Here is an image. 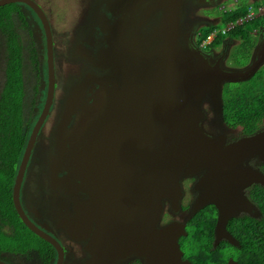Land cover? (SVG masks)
<instances>
[{"label":"water","instance_id":"water-1","mask_svg":"<svg viewBox=\"0 0 264 264\" xmlns=\"http://www.w3.org/2000/svg\"><path fill=\"white\" fill-rule=\"evenodd\" d=\"M185 1L135 0L127 7L107 27L108 46L99 55L98 65L110 73L85 80L69 103L67 112L80 109V123H89L79 135L78 147L66 149L59 160L68 176L80 181L90 201L77 208L80 216L68 234L83 239L96 223L91 243L96 263L113 264L136 255L144 264H193L184 259L179 242L187 235L185 224L174 221L160 227L165 201L174 212L180 211L186 176L206 172L196 186L200 195L195 211L207 205L218 208L217 241L234 243L226 231L230 218L257 209L244 190L254 183L264 187V174L244 164L256 155L264 161V131L226 145L223 138L209 136L201 123L204 102L213 101L220 112L224 83L250 78L261 59L244 70L214 65L183 30ZM18 2L30 6L45 29L48 94L15 179L13 200L24 224L61 252L60 244L29 219L20 201L32 150L55 96L56 74L48 18L33 0H0V7ZM157 12L162 14L159 21L153 18ZM89 82L98 88L94 92L93 87V103L82 106ZM64 130L59 131L63 139Z\"/></svg>","mask_w":264,"mask_h":264},{"label":"flooded vegetation","instance_id":"flooded-vegetation-1","mask_svg":"<svg viewBox=\"0 0 264 264\" xmlns=\"http://www.w3.org/2000/svg\"><path fill=\"white\" fill-rule=\"evenodd\" d=\"M33 1L42 8L43 5L39 2L40 0ZM191 1L193 4V9L204 6L221 9L223 6V2L226 0H214L212 3H210L208 0ZM259 1L263 0H245V2L249 3H257ZM239 2L240 0H235L234 4H238ZM133 3H135V0H99V6L97 5L99 7V11L97 14L98 22L92 21V23H90L89 25L86 24V22L83 23L84 26L83 28H81V32L79 33V41L77 43L75 52L73 50L74 53H77V59H81V61L83 62V66L86 69L83 70L78 80H74L69 88L64 87V85H62V83L60 82L61 74L60 79L58 78L59 72L57 73V65H59L58 61L60 55L58 53L57 57L55 47L57 32L54 27L52 17L48 13L47 8L46 10L45 8H42L43 12L50 22L53 34L56 74L55 96L50 108V112L38 133L34 148L32 150V155L28 163L21 187L20 201L29 219L60 244L61 252L54 244L46 241L37 234L35 235L39 239H37V241L35 240L31 242L29 245H27L28 242L21 241L20 238H22V236L21 234H19L20 230L16 225L11 223L7 215L3 214L2 210H0V264H101L94 261V253L91 245L93 236L96 232L95 222H93L92 231L90 232L88 237H85L83 239H76L68 234L69 226L74 224L77 217L80 216L79 213L81 211L79 209L77 210V208L79 206H83V203L86 204V202H89L90 195L84 191L80 181H77L76 179L68 176V171L62 169L64 163L59 160V158L66 149L73 150L78 147V141L80 139L79 135L80 133H83V130L86 131L85 129L87 128V124L89 123L88 121H83L82 124L80 123L78 114L80 109L72 113L67 112L69 110V103L72 102L73 93L78 92L79 86L83 85L84 82H86L85 80L93 81L92 77H103L110 73L108 69H104L98 65V61L100 60L99 55L101 51L108 46L107 37L109 33L107 31V27L113 26L116 21H118L123 16V12H125V9L131 6ZM17 4H19L18 10L16 12L17 14L15 16V18H17L18 20L17 34L20 37V45L25 55V64L23 69L24 82L26 86L25 104L27 102L26 100L28 94L31 95L34 100L32 102L34 113L26 112V124H24L23 129L24 133L28 135L29 142L32 131L43 112L47 100L48 48L45 29L39 15L26 3L18 2ZM187 19L188 16L186 15L184 18V22H186ZM244 23L245 22H243L242 24ZM263 28L264 23L260 25L259 29H255L252 33L255 41V47L251 52L249 61L245 65H240L238 60L234 59L233 57L234 51L242 43V37H231L229 36L230 31L227 34L217 33L210 42H207V44L202 47L203 42L199 44L201 31L197 30V28L195 27H192L188 30L191 33L189 37V39H191L190 43L200 48L205 53V55L210 58L214 65L219 64L226 69L244 70L251 65L254 59H261L259 69L256 72L258 73L260 71L264 72ZM36 32H38L41 43L42 41L44 43V47L42 46L43 49L41 51H44L45 54L41 55V58H43L42 62L44 60L45 64V87L42 86V84L38 85L41 74L36 75V81L33 75L31 76V79L28 80L26 73V66L28 63L32 65L37 63V47H35V41L33 39V36ZM220 36H226L221 45H218L215 48H210V45L216 40V38ZM254 75L246 80H242L239 82L224 83L223 91L227 84L237 85L241 82L251 79ZM88 84L89 86L83 98L82 106L90 105V103H93V87L95 89L94 92H96L98 88L95 82H89ZM59 85H61L60 88ZM223 91V107L220 112L215 110V106L213 104V101L211 102V100L205 101L202 107L205 113V117L201 125L209 136L214 139L223 138L225 140V144L230 145L238 142L242 138L250 137L264 131V119L262 120L258 130L251 134L245 133L244 127L242 125H234L232 122H228L225 119L223 113ZM59 92H62V96L61 94H59L58 96ZM56 108L58 112H56ZM60 128H63V130L65 129L64 132L66 134V137L64 136V139L59 133ZM244 166H250L253 169L264 174V161L259 155L254 156L252 159H250L249 162L244 164ZM205 174L206 172H202L199 175L186 176L182 179L183 197L181 200L180 211L174 212L171 209L169 202L165 201L164 213L160 222V227H166L174 221L179 222L180 224H185L187 235H182L179 239L181 249L184 252L185 260H189L193 264H197L194 258L190 256L189 251L185 248V243L182 242V239L190 236L192 227L191 223L193 218L197 216L201 211L206 210L207 208L211 209L213 207L216 212V225L214 228L212 249H221L218 250V253H225L227 256L224 258V263L221 261H219V263L213 262L212 259H209L206 264H229V261L231 259L233 260L232 264H241L238 257L236 256V250L242 249V245L240 240L230 231L228 225L230 221L234 219H243L249 217L260 220L263 217L262 210L256 203L255 198H253V195L255 194L254 192L261 191L258 185H260L261 187L263 186L259 183H254L244 190V195L246 196V198L257 209L253 210L251 213L242 211L238 215L230 218V220L228 221L226 225V231L234 239V243L226 238H222L217 241L216 229L220 215L218 208L215 205H207L206 207L195 211V204L200 195V192L196 189V186L205 176ZM20 220L22 221L21 218ZM227 245H231L234 249L230 248L228 251L226 249ZM222 248H224V250H222ZM209 257L212 258L211 253L210 255H208V258ZM113 264H144V260L140 257H137L136 255H132L125 259L118 260Z\"/></svg>","mask_w":264,"mask_h":264},{"label":"trees","instance_id":"trees-1","mask_svg":"<svg viewBox=\"0 0 264 264\" xmlns=\"http://www.w3.org/2000/svg\"><path fill=\"white\" fill-rule=\"evenodd\" d=\"M258 7V4L254 3ZM251 4L240 3L229 11L223 12L221 22L203 28L200 32L199 44L208 38L215 30H221L229 23L244 19ZM19 4H8L0 7V31L6 40V55L4 67V83L0 92V210L7 215L11 223L20 230L23 242L29 245L39 239L19 218L13 203V188L22 161L28 135L24 133L26 124L24 82V52L20 45L18 20L15 18ZM264 23V16L255 18L242 25H237L230 31L231 37H242V43L233 53L234 59L240 65H245L250 59L255 47L253 32ZM226 36H220L210 45L215 48L221 45ZM224 117L234 125H242L244 132L251 134L258 130L264 119V72L256 73L251 79L237 85L227 84L223 91ZM254 192L253 198L263 212L260 220L253 218L234 219L228 228L240 240L242 249L236 250V256L241 264H264V188ZM206 209L195 216L191 223V234L182 239L197 264L213 262L224 263L225 253L213 248L216 212ZM20 236V235H19ZM32 240V241H31ZM39 241V240H38ZM41 241V240H40ZM234 249L227 245L226 249ZM224 250V248H222ZM212 258H208L210 255ZM223 259V260H222ZM212 262V263H213Z\"/></svg>","mask_w":264,"mask_h":264},{"label":"rangeland","instance_id":"rangeland-1","mask_svg":"<svg viewBox=\"0 0 264 264\" xmlns=\"http://www.w3.org/2000/svg\"><path fill=\"white\" fill-rule=\"evenodd\" d=\"M234 1L235 0L224 1L221 9L205 6L193 9L192 1L186 0L183 6L184 9L182 13L183 30L189 31L188 29L195 27L197 28V30L201 31V29L206 28L208 25L219 23L220 19L222 18L223 12L232 10L237 6V3L234 4ZM39 2L43 5L42 8H45V10L47 8L48 13L52 17L54 27L57 32V36L55 39L56 54L57 57L58 53L60 55L58 61L59 65H57V73L59 72L58 78L60 79L61 74L60 82L62 83V85H64V87L69 88L74 80H78L83 70L86 69L84 68L81 59H77V53L74 52L79 41V33L81 32V28H83L84 26L83 23L86 22V24L89 25L90 23H92V21L98 22L97 14L99 11V0H40ZM240 3L253 5L256 2L249 3L245 2V0H240L238 4ZM256 4H258V7L253 5L252 9H254L256 12H259V7L264 6V0L259 1ZM161 15L162 14L160 12H157L153 18L158 19L159 21ZM186 15L188 16V19L186 22H184V18ZM150 27L151 26L149 25L146 30H150ZM33 39L35 41V47H37V63L33 65L28 63L26 66V73L28 80H30L31 76L33 75L36 81V75L41 74L38 85L42 84V86L45 87V64L44 60L42 62L43 58H41V55L45 54L44 51H41L44 47V43L43 41L41 43L38 32L34 34ZM6 58L7 55L5 36L3 32L0 31V92L4 83V67ZM60 86L61 85H59V88ZM61 93L59 92L58 96ZM26 101V112L34 113V109L32 106V102L34 101L33 97L28 94ZM57 108L56 112H58Z\"/></svg>","mask_w":264,"mask_h":264},{"label":"built area","instance_id":"built-area-1","mask_svg":"<svg viewBox=\"0 0 264 264\" xmlns=\"http://www.w3.org/2000/svg\"><path fill=\"white\" fill-rule=\"evenodd\" d=\"M262 15H264V6L259 7V12H256L254 9L250 8L247 16L244 19H240L235 23H230L225 28H223L222 30L215 31L211 35H209L208 39L203 42L202 47H204L207 44V42H210L216 36L217 33L227 34L229 31L234 29L236 25L242 24L243 22H246V21H251V20L258 18Z\"/></svg>","mask_w":264,"mask_h":264},{"label":"clouds","instance_id":"clouds-1","mask_svg":"<svg viewBox=\"0 0 264 264\" xmlns=\"http://www.w3.org/2000/svg\"><path fill=\"white\" fill-rule=\"evenodd\" d=\"M260 17H261V16H260ZM232 23H233V22H232ZM229 24H230V23H229ZM226 26H227V25H226ZM226 26H225V27H226ZM225 27H224V28H225ZM222 29H223V28H222ZM219 31H220V30H219ZM214 32H215V31H214ZM212 33H213V32H212ZM212 33H211V34H212ZM211 34H210V35H211ZM208 37H209V36H208ZM207 39H208V38H207ZM207 39H206V40H207ZM206 40H204V41H206ZM204 41H203V42H204Z\"/></svg>","mask_w":264,"mask_h":264}]
</instances>
